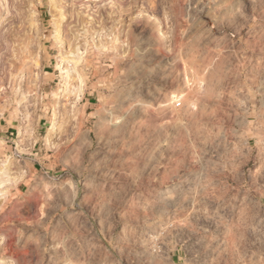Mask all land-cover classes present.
Returning a JSON list of instances; mask_svg holds the SVG:
<instances>
[{
    "label": "clouds",
    "instance_id": "obj_1",
    "mask_svg": "<svg viewBox=\"0 0 264 264\" xmlns=\"http://www.w3.org/2000/svg\"><path fill=\"white\" fill-rule=\"evenodd\" d=\"M0 264H264V0H0Z\"/></svg>",
    "mask_w": 264,
    "mask_h": 264
}]
</instances>
